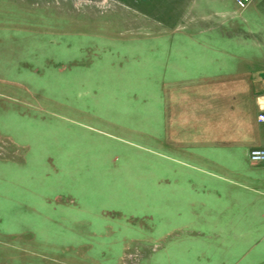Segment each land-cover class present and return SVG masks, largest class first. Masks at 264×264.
I'll use <instances>...</instances> for the list:
<instances>
[{"label":"rangeland","instance_id":"obj_1","mask_svg":"<svg viewBox=\"0 0 264 264\" xmlns=\"http://www.w3.org/2000/svg\"><path fill=\"white\" fill-rule=\"evenodd\" d=\"M253 2L0 0V264H264V221H225L218 170L164 146L159 119L172 95L160 59L205 54L188 32L224 33L239 57L229 68H264V0Z\"/></svg>","mask_w":264,"mask_h":264},{"label":"crops","instance_id":"obj_2","mask_svg":"<svg viewBox=\"0 0 264 264\" xmlns=\"http://www.w3.org/2000/svg\"><path fill=\"white\" fill-rule=\"evenodd\" d=\"M258 1L263 0H254L253 3ZM225 2L226 9L234 5L232 0ZM233 8L235 12V5ZM221 25L220 28L215 27L216 30L211 28L210 35H218L220 32L217 30L224 32L225 25ZM182 34L187 35V32ZM189 34L193 33L188 32L187 39L199 46L200 51L204 49V55L189 56L177 52L164 55L159 61L162 71L159 91L172 94V98L164 99L159 111L166 133L163 145L174 154L192 159L198 165L197 170L213 176V170H218L215 176L225 182V197L218 211L225 214V221L244 222L248 215L264 221V164H252L247 155L252 148H264V120L258 119L259 114H264V68H229L225 57L233 61L239 57L225 55L223 46L227 42L224 33L204 40ZM215 50L224 54V58L215 57ZM215 92L225 94L218 96L221 99L217 103ZM215 115L220 117L217 122L225 126V131L216 136L222 144L215 143L212 131ZM190 124L195 127L194 134L180 132ZM170 126L172 128H167ZM214 148L223 155L225 152V166L215 165L211 151ZM168 168L178 173L184 182L192 181L191 185L204 187L212 180L208 175L198 176L196 170L187 172L175 171L176 167ZM259 170L262 172L258 173ZM215 197L220 200V196ZM176 204L180 206L182 201L178 199ZM222 230L226 235L232 231L241 234L244 230L254 231L256 228L225 225Z\"/></svg>","mask_w":264,"mask_h":264},{"label":"built area","instance_id":"obj_3","mask_svg":"<svg viewBox=\"0 0 264 264\" xmlns=\"http://www.w3.org/2000/svg\"><path fill=\"white\" fill-rule=\"evenodd\" d=\"M225 2L226 0H221ZM234 5L240 9H245L248 5H250L253 0H232ZM259 120H264V114H259ZM248 159L252 164L264 163V148H252L248 151Z\"/></svg>","mask_w":264,"mask_h":264}]
</instances>
